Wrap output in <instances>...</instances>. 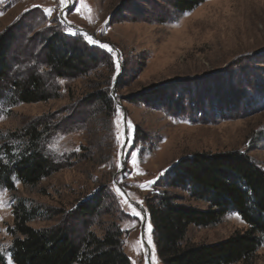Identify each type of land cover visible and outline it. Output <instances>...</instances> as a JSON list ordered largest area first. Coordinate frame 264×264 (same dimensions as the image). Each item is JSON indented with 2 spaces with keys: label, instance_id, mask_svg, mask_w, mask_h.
Returning a JSON list of instances; mask_svg holds the SVG:
<instances>
[{
  "label": "rangeland",
  "instance_id": "obj_1",
  "mask_svg": "<svg viewBox=\"0 0 264 264\" xmlns=\"http://www.w3.org/2000/svg\"><path fill=\"white\" fill-rule=\"evenodd\" d=\"M85 3L91 13L76 12L79 0H69L63 9L59 0H0V33L15 28L18 34L12 51L15 72L42 69L37 65L39 50L54 32L79 37L105 57L76 79L45 73L53 99L14 106L0 100V148L13 144L11 139L23 129L39 126L43 152L61 166L34 186L14 178L12 190L0 184V199L5 201L0 205L3 264H13L12 210L18 201L55 214L49 220L29 222L34 230L67 223L77 232L87 228L101 238L115 225L129 263L145 264L147 259L152 264L145 200L179 159L195 153L239 152L264 171V0H206L188 15L174 14L162 24L142 20L158 9L151 0ZM45 7L54 9L50 17L43 13ZM85 34L115 51L119 73L112 53L89 44ZM228 88L244 96L233 111L223 107L230 96ZM98 94L109 100L108 106L89 103ZM118 134L124 146L117 142ZM154 179L155 183H147ZM175 193L193 208L207 209L205 203L188 200L186 193ZM99 195L106 202L96 218L83 223L69 217L76 206ZM133 208L141 215H133ZM245 229L240 219L228 213L215 225L189 226L183 244H214ZM138 239L143 248L136 244ZM155 256L156 264H161L156 250ZM251 264H264V244Z\"/></svg>",
  "mask_w": 264,
  "mask_h": 264
},
{
  "label": "trees",
  "instance_id": "obj_2",
  "mask_svg": "<svg viewBox=\"0 0 264 264\" xmlns=\"http://www.w3.org/2000/svg\"><path fill=\"white\" fill-rule=\"evenodd\" d=\"M205 1L151 0L154 9H158L147 12L142 20L162 24L172 15L190 12ZM17 36L15 28L0 33V100H8L11 106L53 99L52 86L46 81L45 73L54 78L76 79L91 72L96 62L105 58L86 46L81 38L54 32L39 50L37 65L44 70L33 69L22 74L13 69L16 63L12 51ZM225 91L230 96L223 100V107L236 110L244 96L233 88ZM108 101L103 94H98L89 103L108 106ZM38 129L39 126L25 128L13 136V144L0 148V156H4L0 160V184L7 190H12L13 178L34 186L61 169L60 164L43 152V134ZM156 185L158 190L145 200V210L161 264H251L254 254L264 244V171L247 155L195 153L179 159L166 179ZM175 192L186 193L188 200L207 204V209L193 208ZM105 202L99 195L92 202L76 206L69 217L83 223L92 220ZM228 213L239 214L246 225L243 232L214 244H183L189 226H212ZM12 216L16 235L10 249L13 264H130L122 251L120 230L115 225L101 238L87 228L77 232L67 223L34 230L27 225L29 222L36 218L49 220L55 214L28 208L22 201L13 207Z\"/></svg>",
  "mask_w": 264,
  "mask_h": 264
},
{
  "label": "snow or ice",
  "instance_id": "obj_3",
  "mask_svg": "<svg viewBox=\"0 0 264 264\" xmlns=\"http://www.w3.org/2000/svg\"><path fill=\"white\" fill-rule=\"evenodd\" d=\"M59 4L61 6V8L63 9L64 7H66L68 4H69V0H59ZM84 10L85 12L87 13H91L92 12V9L88 6L87 3H85V0H79V7H76V12L77 13H80L81 10ZM54 9L51 8V7H45L43 8V13L46 14L47 16H51L52 13H53ZM185 15H188V13H185ZM89 19H91V16H89ZM107 22V21H105ZM70 23V22H69ZM69 32V34H72V35H75L76 32L72 31L71 29H68L67 30ZM85 38L87 39V42L89 44H94V45H99V47L101 48H105L107 49L110 53H112L113 55V59H114V63H115V69H116V72L119 73L120 69H121V65L119 63V61L117 59H115V51L107 44H102L100 43L99 41L97 40H94L90 35H87L85 34ZM41 71H43V69H41ZM113 79H115V76L113 77ZM60 84H63L64 81L63 80H60L59 81ZM116 113H117V116L120 117L121 116V110L119 108V106H117L116 108ZM117 125L119 126V123L120 121L117 120L116 121ZM127 126L129 129H131L133 126L131 124L130 121L127 122ZM117 142L121 144V146H124V141L121 140V137L120 135L118 134L117 137ZM127 143L129 145L132 144V139H131V136L129 135V138L127 140ZM79 150V149H77ZM120 153L118 152V157H119ZM130 155L132 156V161L131 163L133 164V166H135L136 164V159H135V153L132 152L130 153ZM117 167H121L120 163H119V159L117 160ZM138 174H142V173H139ZM160 175H163V172L160 174ZM158 178V177H157ZM148 184H152V183H155V179L154 180H150L147 182ZM141 187H144V185H141ZM117 193H121V190L119 188L116 189ZM5 203V201L3 199H0V205H3ZM127 203V202H125ZM129 207H131V205H129ZM132 214L135 215V216H140V212L136 211L134 208L132 209ZM234 216H236L237 219H240V216L238 213H233ZM146 232H147V236H146V239H147V244H148V247L152 248V253H151V261H152V264H156V256H155V249H154V246L152 244V237H151V232H152V226L151 224H149L147 226V229H146ZM125 243H127V241H125ZM136 244L139 245L140 248H143L144 247V244L141 240H137L136 241ZM0 251H2V249H0ZM146 257H147V253H145ZM2 258V257H0ZM9 264H11V261H9ZM133 264H135V261H133ZM145 264H147V259L145 261Z\"/></svg>",
  "mask_w": 264,
  "mask_h": 264
}]
</instances>
